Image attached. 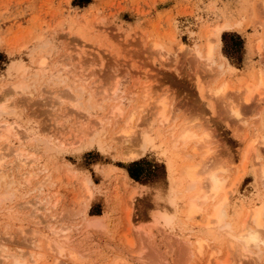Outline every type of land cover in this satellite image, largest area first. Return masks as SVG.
I'll use <instances>...</instances> for the list:
<instances>
[{
  "label": "rangeland",
  "instance_id": "rangeland-1",
  "mask_svg": "<svg viewBox=\"0 0 264 264\" xmlns=\"http://www.w3.org/2000/svg\"><path fill=\"white\" fill-rule=\"evenodd\" d=\"M258 1L0 0V96L4 97L0 98L4 109L0 110V126H14L9 141L0 144L6 142L32 156L19 171L5 170L8 175L3 182L13 183L8 187L9 199L0 202V248L9 255H24L19 259L25 264L34 258L37 264H53L56 253L45 250L44 241L38 247L35 233V239L27 234L40 230L50 236L57 228L66 242L57 231L58 239L77 256L72 259L65 251L57 259L60 264H154L158 259L160 264H184L185 260L187 264H216L206 257L214 247L223 249V240L201 226L179 222L172 230L153 228L149 236L129 224L130 217L137 222L151 205L141 187L166 190L170 177L166 160L155 150L135 159L121 154L129 145L140 149L131 137L143 128L167 140L164 128L152 116L154 105L165 97L168 114L207 131L208 157L212 154L225 165L233 161L230 166L239 167L243 143L258 129L257 116L264 114V86L259 89L260 98L255 96L239 107L246 124L226 113L221 100L209 97L207 87L225 80L236 88L246 81L258 82L259 76L264 82V49L255 48L261 35L256 24V15L261 14ZM222 22L239 25L220 33V52L229 63V69L220 74L217 58L215 64L205 65L186 46L195 43L205 51L204 32ZM154 42L160 47L154 48ZM117 105L124 115L136 111L130 124L135 132L127 135L131 142L116 133L123 118L116 123L117 117L107 116ZM15 130L17 136H13ZM244 131L246 141L240 140ZM256 132L264 137V126ZM254 147L263 163V144L255 142ZM176 150L168 154L177 178L189 150ZM7 158L4 162L13 159ZM254 158L250 153L246 171L230 196V216H243L245 208L264 200V187L255 178L258 161ZM21 171L25 174L20 176ZM230 172L228 181L234 176V170ZM85 179L90 180V199L83 186ZM2 180L0 192L7 183ZM178 190L183 192L182 187ZM94 217L102 219L100 226L89 225L88 219ZM188 226L195 231H191V241L202 235L212 245L201 257L182 256L180 247L186 245L182 239L190 232ZM31 240L34 245L28 243ZM217 256L223 257L224 252ZM254 259L244 258L241 264H264V256ZM10 260L0 255V264Z\"/></svg>",
  "mask_w": 264,
  "mask_h": 264
},
{
  "label": "bare ground",
  "instance_id": "bare-ground-1",
  "mask_svg": "<svg viewBox=\"0 0 264 264\" xmlns=\"http://www.w3.org/2000/svg\"><path fill=\"white\" fill-rule=\"evenodd\" d=\"M258 2H259L258 3V6H259L258 14L259 12L261 14L256 15L257 18H259L257 20L258 22L256 21V24L258 23V25L261 27V35L259 39L256 38L258 42L255 43L257 45L255 46V48L258 51H260L261 49H264V0H260ZM230 22H222L219 25L208 27V30L204 32L205 40L207 41L205 51H202V49H200L198 45L195 43L192 44L190 48L186 46L188 49H190L192 53H194L195 56L204 60L205 65L215 64L216 63L215 59L217 58V60H219L217 69L219 70L220 74L221 73L223 74L224 72H226V70L229 69V63L223 60V56L220 52V48H219L220 33L224 29H233L237 27L239 25L237 23L240 21H237L236 24H233ZM153 47L156 48L160 46L154 42ZM182 48H183L182 44L180 45L179 43L178 49H182ZM39 64H40V68L42 67L41 69H43L44 67L43 65H45L44 59L41 60ZM260 74L262 73L260 72ZM258 79L259 80L256 83L246 81V83H244L243 85H239L236 88L230 87V84L227 81L223 80L220 83L219 82L214 83L210 85L209 87H207V93H208V96L212 97L213 100L214 99L215 101L216 99L217 101L221 100L220 103H223V105H225L226 107L225 109V111H227L226 113L233 116V119L236 118L235 120L240 121L241 123L243 122L242 124H246L244 123L245 119H241L243 117L242 115L240 116V114H242L240 113L241 112L240 108L242 107V106L240 107V105L244 106V104L248 103L250 100H253L255 96H257V98H260L259 89L260 87L264 86V82L261 76H259ZM19 85H15L14 87L20 88L21 85L20 86ZM110 92L114 93L113 90ZM108 95H104V97L106 98ZM0 98L3 99L4 97L0 96ZM263 99H264V96H263ZM164 100H166V98L162 97L160 98L159 101H157V103L154 105L155 110L152 113V116L155 118L154 120H156L158 124L164 128V134L166 135V137L164 135L163 136L167 140H163L162 138H159L158 134L154 133L150 129L143 128L141 130L136 131V135L131 137L132 142H133L132 144L136 142L135 143L136 145L138 143L137 146L140 149L133 150L131 148L133 146L130 147V145L127 144L129 146L128 148H126L127 150H125L124 152L121 151L123 152L121 156L124 155L123 157L125 159H135L139 157V155L144 154L147 150L157 151V153H159L164 158V160H166L167 162V170H168V174L170 177L169 179L170 185H169V188L166 190L161 189L160 187L147 188L148 186H142L141 190L143 191V193L145 192V193H148L149 195V199L151 201L150 208H147L146 215L143 216L141 219H139L135 223L132 221L130 217L129 224H132L135 227L133 228L137 229L136 231L138 230L143 231L144 234L146 235L147 234L149 235L152 232L153 228H157L160 226H162L166 230H172V228H174L175 225H177L179 222H182L183 224L189 223L191 225H196L197 227L201 226L202 228L201 227L200 228L202 230H205L209 232L210 234H214L217 238L221 237V239L223 240V243H222L223 249L221 248L214 249L215 248L214 247L211 250H209L210 252L208 253L206 257L207 259L213 258L216 264H228V262L232 260H235L238 262V264H241L244 258H255L254 260H256L257 258L264 256V200H261L258 203H256L257 202L256 201L255 204H252L250 207H247V209L243 206L246 211L243 216H230V212L228 210V202H229L230 196L233 195V193L237 189V186L246 171L250 153L252 154V156L255 157L254 159L258 161V165H257L258 167L255 169L256 170L255 178H257L259 180V184L262 185V187H264V162L262 163L260 161L261 156L255 151V147H254L255 142H259L260 144H263V147H264L263 135L259 132H256V130H260L264 126V114H261L262 112H260V114L257 116L258 119L256 121L258 122L256 123L258 125L255 123L254 124L258 126V129L256 128H255L256 130L254 129L255 130L253 131L254 135L252 134L253 136L252 137L250 136L248 140L246 137V133L244 131L245 135H242L240 140L246 139L247 142L243 143L245 144V146L243 147L242 153L240 154V157H239V167L233 168V166H230L232 165L233 161L230 162L231 164L229 163L230 165H225L223 161H220V159L214 158L212 154H210V156L208 157V154H209L208 152L211 149L205 143V139L207 137L206 135L207 131L204 130L206 132L205 133L204 131H200L196 128H192L190 126L191 124L186 119L185 120L182 119L183 121H180V120L177 121L176 118L168 114L169 112L168 113L166 112L167 105ZM224 100H225V103H224ZM0 110H4V109H1L0 107ZM135 112L136 111L134 109H131L127 115L126 114L124 115L122 109L117 105V106L111 107L110 112H108L110 115H107L109 117H113V116L117 117L118 119L113 117L114 120L116 119V123L119 121L120 118H123V123L121 125L122 127L119 128L120 132L118 130V132L116 133L117 134L119 133L120 138L124 139L125 137V141H128V142L129 141L131 142V139H129L127 135H129L130 137V133L132 132L131 133L132 135L135 132L134 124L130 125L131 122L133 121ZM97 120L99 123L100 121H102V119H97ZM12 130H14V126L12 125V123H6V124L4 123L3 127L0 126V141L8 140V135L12 134L13 132ZM16 134L18 135L17 131L13 133V136H17ZM172 148L174 150L177 149L176 151L181 150L183 151V153L189 150V153H184V158L186 159H185V162H183V164L180 165L177 178L174 177V175H176L175 171H174V174L172 173L173 172V166L171 163L172 156L168 154L169 153L168 151L173 150ZM24 152L19 148L17 149V148H13L10 145H6V142L3 144H0V180H2L4 176L8 175L6 174V171H9V172L13 170L19 171L18 170L19 168H23L25 166L24 164H27V161L29 160L28 158H30L29 157L30 155L25 154ZM9 156H12L13 159L12 160L10 159L11 161H9L8 163L7 161L4 162V160ZM207 158L208 160H206ZM232 170H234L233 172L234 176L231 178L230 181H228L229 174L232 173L230 171ZM19 174L21 176V175H24L25 172L21 171ZM5 182H7V180ZM5 182H3L2 180V183H5ZM11 183H13L12 180L7 182L5 187H3L5 188L3 192H0V202L4 201L5 199L9 197V195H11V192L9 190L11 188L8 189ZM89 184H90V180L85 179L83 186L86 191L85 193L87 194L86 197L88 196L90 199L93 195V192ZM178 187H182L183 192H180V190H178ZM134 194H135V191L133 192L132 195H130V198L133 199ZM131 214L132 212L129 209L128 216H131ZM101 220L102 219L99 217H94V218H91V220L88 219V222L90 226L97 227L101 225L100 224ZM192 228L189 230V226H188L186 230H189L190 232L187 231L186 234L184 233V236L186 237L182 239L185 241V244H186L184 247L185 250L183 247H180L183 253L182 256L184 258H186L185 254L187 255V257L189 256L201 257L202 255H204V251L206 247H210V248L212 247V245L209 244L210 242L208 241L209 242L208 243L207 239L205 237H202L201 234H199L201 236H196L191 241L192 238L190 239L189 236H191L195 232ZM200 228L197 229L198 231L197 234L199 233ZM178 229L180 230V228ZM19 230L22 232L21 228ZM25 230H27V228L24 229V232ZM61 230L64 232L67 231L65 228L64 230L63 229ZM181 230L182 232H185L183 231L182 228ZM192 230L194 232H191ZM51 231L52 232L54 231V233L53 235L49 234L50 236L43 233L44 231H40V230L39 232L33 230V233L31 231L32 235H30V233L28 232L29 235L27 234V236H30V239H33V238L35 239L36 238L35 236L38 235L37 237L39 239L37 240L36 238L34 240V242L35 241L38 242V244L36 245L40 247V243L44 241V243L46 244L45 250L47 249L48 252L52 254L53 252L54 254L56 253L55 254L56 257L55 259H53L54 261H52L53 264H56V263L60 264L58 263L57 259H61L60 258L61 256L64 257L65 251L68 252L67 255H69L70 258L72 259L76 258L77 256H75L76 255L75 251L67 250V247L65 244L66 238L64 236L63 237L60 236L61 231H59V229L57 228H56V231L55 230H51ZM57 231L59 232L58 234L59 237L65 238L64 240L65 242L61 238L60 239L62 241L58 239V237L56 236ZM214 235H213V238H214ZM26 239L28 240L29 237ZM31 241L32 242L29 241L28 243L30 244L33 243L34 245L35 243L33 242V240ZM1 249L4 251V248H2V246L0 248V251H2ZM3 251L0 253V255L3 259L10 257L11 262L9 264H25L24 262L20 261L21 259H19L23 257L24 255L20 257V254L18 253L19 255L18 257L16 254L13 255L14 253L12 254L10 253V255H12L10 256L9 253L6 254V252L4 251L5 252L4 253ZM221 252L222 253L224 252V256L219 258L217 255L220 254ZM205 254H206V251H205ZM30 257H32V255H30ZM156 259H158V257ZM158 260L155 261L154 264H160L162 260L160 262H158ZM186 262H188V260H185V263ZM31 264H37V260H35L34 258Z\"/></svg>",
  "mask_w": 264,
  "mask_h": 264
}]
</instances>
